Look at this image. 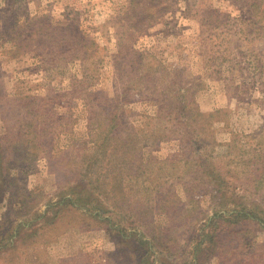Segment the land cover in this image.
Masks as SVG:
<instances>
[{
    "label": "rangeland",
    "instance_id": "1",
    "mask_svg": "<svg viewBox=\"0 0 264 264\" xmlns=\"http://www.w3.org/2000/svg\"><path fill=\"white\" fill-rule=\"evenodd\" d=\"M0 264H264V0H0Z\"/></svg>",
    "mask_w": 264,
    "mask_h": 264
},
{
    "label": "trees",
    "instance_id": "2",
    "mask_svg": "<svg viewBox=\"0 0 264 264\" xmlns=\"http://www.w3.org/2000/svg\"><path fill=\"white\" fill-rule=\"evenodd\" d=\"M69 35H67L69 38H68V43H69V46L70 45H78V46H87L89 44V41L88 39H86L87 37L86 36H83L82 32H74V31H69ZM76 36V37H75ZM78 36H80V38H78ZM88 43V44H87ZM134 155H133V151L130 152L129 150H126L123 152L122 154V159L123 160H126L127 158H132ZM140 243H144L142 242V240L140 241Z\"/></svg>",
    "mask_w": 264,
    "mask_h": 264
}]
</instances>
